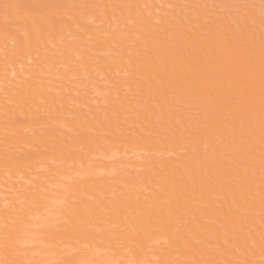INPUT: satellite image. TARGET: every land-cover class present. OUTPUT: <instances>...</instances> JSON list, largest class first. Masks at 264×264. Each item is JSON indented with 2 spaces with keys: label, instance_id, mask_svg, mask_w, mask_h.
<instances>
[{
  "label": "bare ground",
  "instance_id": "1",
  "mask_svg": "<svg viewBox=\"0 0 264 264\" xmlns=\"http://www.w3.org/2000/svg\"><path fill=\"white\" fill-rule=\"evenodd\" d=\"M197 2L0 0V264H264V18Z\"/></svg>",
  "mask_w": 264,
  "mask_h": 264
},
{
  "label": "rangeland",
  "instance_id": "2",
  "mask_svg": "<svg viewBox=\"0 0 264 264\" xmlns=\"http://www.w3.org/2000/svg\"><path fill=\"white\" fill-rule=\"evenodd\" d=\"M189 1H190V2H194V1H195V2H197V1H198V2H201V1H202V2H203V3L201 2V3L203 4V7H202V8H204V7H205L204 5H206V3H207V5H208V6L206 5L207 8H205V9H203V10H204V11H207L206 9H208L209 6H210V9H216V8H217L218 11H216V12H218V13H216V14H219V12H222V13H220V16H221V14H224L223 16H225V14L228 13V12H225V11H226V8H225L226 3L228 4V6L230 5V8H227V9L230 10V9H232V6H231V5H232L233 3H236V4H233V5H235L234 8H236V7H240V6L242 5V4H241V5L237 4V3H239V2L242 3V1H248V3L245 2V3L248 5V4L252 1V4L250 3L249 6L245 5V3L243 2L244 5L246 6V8H241V7H242V6H241L240 8H238V9H240V10L237 9V10L239 11V14L241 13V14H240V20H241V18H243V16L241 17V15L243 14L242 12H243V11L246 12L248 8L252 10L251 12L254 11V12H255V15H256V13L259 15V16L256 15L257 18H255V15H254V12H253V16H252V19H251V15H249V16L247 15V14L251 13L249 9H248V12H249V13L247 12V13H244L245 15L243 14V15H244V18H243V19H245V17H246L247 20L251 19V21H249V22H251V23L248 22V25L251 24L250 26H248L249 28L252 26V24L255 23V22H254L255 20H253V18H255L256 21H258V22H261L262 18H264V16H263V15H264V8H262V7H264V6H261V5H264V3H263L264 0H251L250 2H249V0H242V1L233 0L234 2H233L232 0H197V1H196V0H189ZM205 1H206V3H205ZM198 2H197V3H198ZM201 3H200V4L198 3L199 6L201 5ZM219 3H220V4H219ZM221 3H222V4L224 3L225 5H224V4L221 5ZM262 3H263V4H262ZM187 4H188V3H187ZM183 5H184V4H183ZM190 5H193V3H192V4L190 3ZM195 5H197V4H195ZM195 5H194V6H195ZM211 5H212V6H211ZM188 6H189V4L187 5V7H188ZM199 6H197V7H199ZM215 6H216V8H214ZM222 6H224V9H225V10L222 8ZM226 6H227V5H226ZM245 6H244V7H245ZM260 6H261V7H260ZM166 7H169V8H170V6H166ZM189 7H190V6H189ZM195 7H196V6H195ZM197 7H196V9H199V8H200V7H199V8H197ZM219 7H220V8H219ZM247 7H248V8H247ZM218 8L220 9V11H219ZM243 9H244V10H243ZM245 9H246V10H245ZM166 10H167V9H166ZM169 10H171V9H169ZM169 10H168V11H169ZM200 10H201V9H200ZM203 10H202V11H203ZM229 10H228V11H229ZM242 10H243V11H242ZM211 11H212V10H210V12H211ZM223 11H224L225 13H224ZM238 11H235V10H234V12H232V10H231V11H229L230 13H228V16L226 15L225 17H229V16H230L231 18H233V17L235 16V14L238 13ZM183 12L185 13V11H183ZM207 12H209V11H207ZM212 12L215 13V10H213ZM235 12H236V13H235ZM157 13H159V12H157ZM205 13H206V12H205ZM234 13H235V14H234ZM191 14H192V13H191ZM206 14H207V15H206L207 17H209L210 15L216 16L215 14H210V13H206ZM208 14H209V15H208ZM231 14H234V15L231 16ZM239 14H238V15H239ZM187 15H190V13L187 14ZM213 16H210V17L213 18ZM262 16H263V17H262ZM236 17H238V16L236 15ZM248 17H250V18L248 19ZM258 17H261V20H260V18H258ZM234 19H235V17H234ZM236 19L239 20V18H236ZM246 19H245V21H247ZM258 19H259V20H258ZM263 20H264V19H263ZM253 22H254V23H253ZM261 23H262V22H261ZM255 24H256V23H255ZM255 24H254V25H255ZM259 24H260V23H259ZM259 24L257 23V25H259ZM262 24H264V23H262ZM262 24H261V26H260V25H259V26H260V27H263ZM254 25H253L252 27H253V28H256L257 25H256V26H254ZM257 27H258V26H257ZM253 28H252V29H253ZM263 28H264V27H263ZM263 28H262V29H263ZM252 29H251V28H250V30L248 29V30L250 31V33L252 32ZM256 29H257V30H260L261 28L259 29V27H258V28H256ZM257 30H256V31H257ZM253 31L255 32V29H253ZM261 31H262V30H261ZM261 31H259V32H261ZM259 32H258V34H260ZM256 33H257V32H256ZM253 34H254V33H253ZM261 34H262V35L264 34V29H263V33L261 32ZM261 34H260V35H261ZM2 189H5V188H2Z\"/></svg>",
  "mask_w": 264,
  "mask_h": 264
}]
</instances>
